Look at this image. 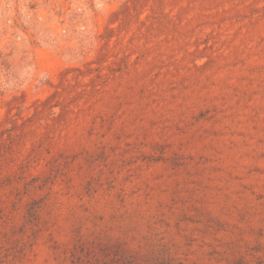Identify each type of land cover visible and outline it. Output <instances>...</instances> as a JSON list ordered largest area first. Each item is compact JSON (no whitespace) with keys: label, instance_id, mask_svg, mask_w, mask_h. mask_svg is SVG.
I'll return each instance as SVG.
<instances>
[{"label":"rangeland","instance_id":"1","mask_svg":"<svg viewBox=\"0 0 264 264\" xmlns=\"http://www.w3.org/2000/svg\"><path fill=\"white\" fill-rule=\"evenodd\" d=\"M0 264H264V0H0Z\"/></svg>","mask_w":264,"mask_h":264}]
</instances>
